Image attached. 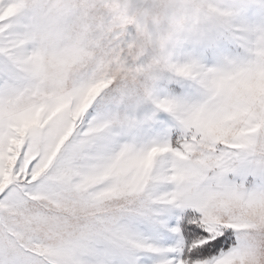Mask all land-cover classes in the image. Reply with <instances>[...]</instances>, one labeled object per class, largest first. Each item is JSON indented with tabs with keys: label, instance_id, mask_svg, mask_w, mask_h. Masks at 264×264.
<instances>
[{
	"label": "snow or ice",
	"instance_id": "1",
	"mask_svg": "<svg viewBox=\"0 0 264 264\" xmlns=\"http://www.w3.org/2000/svg\"><path fill=\"white\" fill-rule=\"evenodd\" d=\"M0 264H264V0H0Z\"/></svg>",
	"mask_w": 264,
	"mask_h": 264
}]
</instances>
